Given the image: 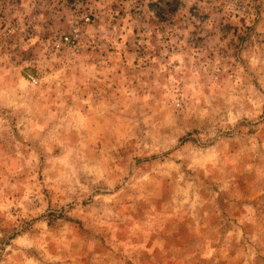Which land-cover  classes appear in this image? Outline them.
<instances>
[{
  "label": "rangeland",
  "instance_id": "obj_1",
  "mask_svg": "<svg viewBox=\"0 0 264 264\" xmlns=\"http://www.w3.org/2000/svg\"><path fill=\"white\" fill-rule=\"evenodd\" d=\"M0 10V264H264V0Z\"/></svg>",
  "mask_w": 264,
  "mask_h": 264
},
{
  "label": "built area",
  "instance_id": "obj_2",
  "mask_svg": "<svg viewBox=\"0 0 264 264\" xmlns=\"http://www.w3.org/2000/svg\"><path fill=\"white\" fill-rule=\"evenodd\" d=\"M80 19L83 24H87L91 22V15L90 13L82 15ZM0 20H2L1 10H0ZM4 30H6L7 32H10L11 29L9 28V26H5ZM81 39H82V33L80 29L76 27H71L68 29L66 33L62 34L58 38L57 42L55 43V47L60 48L61 46H66L68 49L73 50L75 51V53H77L78 52L77 48L79 47V44L81 43ZM26 79L32 85H35L37 83L36 78L30 74L26 75Z\"/></svg>",
  "mask_w": 264,
  "mask_h": 264
}]
</instances>
